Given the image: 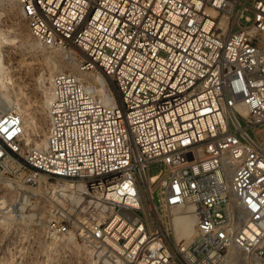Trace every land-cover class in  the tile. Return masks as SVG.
I'll list each match as a JSON object with an SVG mask.
<instances>
[{
  "label": "built area",
  "instance_id": "obj_1",
  "mask_svg": "<svg viewBox=\"0 0 264 264\" xmlns=\"http://www.w3.org/2000/svg\"><path fill=\"white\" fill-rule=\"evenodd\" d=\"M11 1L70 65L41 145L0 103V178L43 237L93 264H264V0Z\"/></svg>",
  "mask_w": 264,
  "mask_h": 264
},
{
  "label": "rangeland",
  "instance_id": "obj_2",
  "mask_svg": "<svg viewBox=\"0 0 264 264\" xmlns=\"http://www.w3.org/2000/svg\"><path fill=\"white\" fill-rule=\"evenodd\" d=\"M15 11L6 0H0V85L6 86L2 93L7 94L16 110H20L16 92L21 88L26 90L30 102V109L24 114L29 122L26 131L29 135L37 136L39 123L44 119V107L41 108L39 100L42 89L20 69L21 64L30 63L33 76L36 77L49 70L48 60L58 62L61 59L53 54L46 59L44 55L30 48L29 45L34 41L28 35L24 21L18 19ZM156 171L155 164H151L149 173ZM1 191L3 192L2 186ZM4 196L8 203L0 205V264H93L91 256L94 253L90 249L76 245L73 241L54 242L50 237L45 239L41 226L38 227L39 223L31 221L27 216L28 212L21 214L17 203H11L9 196L12 194L5 191ZM12 198L15 200L14 196ZM234 253L230 251V254ZM234 260V264H241L240 256H236ZM225 263L232 264L227 261Z\"/></svg>",
  "mask_w": 264,
  "mask_h": 264
},
{
  "label": "bare ground",
  "instance_id": "obj_3",
  "mask_svg": "<svg viewBox=\"0 0 264 264\" xmlns=\"http://www.w3.org/2000/svg\"><path fill=\"white\" fill-rule=\"evenodd\" d=\"M6 2L8 3V5L10 7L12 6V8H14L16 10L15 13L18 16V19L19 18L21 19V17L18 14V11H17V8H16L15 4L11 0H6ZM29 46H30V48H33L37 52H39L42 55H44L46 57V59H49L51 54L57 55V53H58L57 50H51V49L48 50V49L40 48L38 45L35 44V42L31 43ZM48 62H49L48 63L49 70L45 71L44 73L39 74L38 76L35 75L36 77L33 76V68L31 67L30 63L21 64V68H20L22 71L25 72L26 75L29 76V79H31V81L34 82V84L36 86L39 85L41 87L42 90H40L41 91V95H40V99H39L41 108H43V107L45 108V106L47 104V100H48V95H47V93H48V83H49V80H50L51 76L53 75V73H55L57 71H60V70H63V69H65V68L70 66L69 64H65L62 60H60V61L58 60V62H52V61L48 60ZM93 79L96 82H98L100 87H105V84H106L105 80L101 76H99L97 74H94L93 75ZM5 88H6V86H3V84L0 85V103H1V105L3 107H9V108L14 109V107L11 105L12 102H10V98L7 96V94H3L2 93L3 90H5ZM16 96L18 97L20 110H16L17 108L14 109V110L17 111V113H19L25 119L24 120L25 126H27L29 124V122L25 118L24 114L25 113L27 114V111L30 109V102H29V100L27 98L26 90L24 88L18 89L17 92H16ZM44 122H45L44 119H42L40 121V123H39V132H38L36 138L34 139V144H36V145H41L43 143V141H44V135H43ZM0 186L3 187V192L2 191L0 192L1 193L0 205H4L5 202L8 203V200L4 199V198H6L4 196L5 191L9 188V186H11V184L9 182H7L6 180L0 178ZM10 199H11V203H13V205H15L14 203H16V201L13 200L12 196H9V200ZM18 202H19V209L18 210L21 211V214H22V211L24 213V211H27L30 208L34 207V205L27 206L28 205L27 203L23 204L22 201H20V199H19ZM27 216H31V214H27ZM193 224H194V218L192 216L174 218L173 219V228H174L175 237L176 238H182V239H185V240L189 239L191 237V234H192V231H193ZM38 227H40L39 224H38ZM50 239L53 240L54 242L62 241V240L56 239L54 237H50ZM231 250H235V249L233 248ZM90 251H91V253L93 252L92 250H90ZM93 253H95V252H93ZM226 261L229 262V263L231 262L232 264H234V262H235V260L232 257H229V259L226 260Z\"/></svg>",
  "mask_w": 264,
  "mask_h": 264
}]
</instances>
